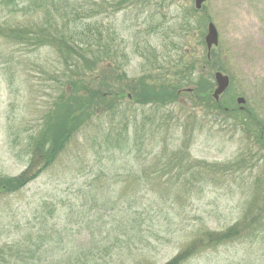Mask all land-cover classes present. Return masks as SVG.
<instances>
[{
  "label": "rangeland",
  "instance_id": "obj_1",
  "mask_svg": "<svg viewBox=\"0 0 264 264\" xmlns=\"http://www.w3.org/2000/svg\"><path fill=\"white\" fill-rule=\"evenodd\" d=\"M103 1L109 5L103 6L107 12L93 22L101 26L104 39L107 33L114 35V55L124 51L127 57L126 62L111 58L103 63L110 66L113 74L124 71L125 82L143 76L153 84L149 75L157 80L160 74L170 80V74L183 72L185 64L177 66L178 58L182 62L196 61L197 74L211 78L212 90L215 72L228 77L229 87L219 98L223 103H229L231 98L243 99L242 107L264 124V0H207L204 11L198 12L189 26L182 17L186 10L193 9V0H132L114 12L111 9L119 0ZM208 23L217 32L218 45L211 50L213 56L207 60V67L201 61L206 55L203 40ZM153 27L157 33L150 32ZM1 44L0 41V50L12 53L14 60L9 63L0 59V178H13L26 169L29 157L25 142L41 129L44 111L60 90L56 91L55 82L47 80L38 69L54 67V53H26ZM157 66L160 70L155 69ZM92 75L87 74L86 79ZM186 90L193 87L183 84L182 93ZM179 101L163 108L156 117L164 123H156L162 129L156 137L153 135L150 159L143 157L144 151L138 155L100 153L99 144L92 140L101 137V125L108 126L109 119L98 115L22 191L0 190V247L22 250L28 246L34 259L28 260L30 254L23 263L19 260L8 264H65L67 251L72 252L74 264H115L113 260L117 258L111 254L125 248L122 218L129 207L136 206L140 213L149 205L173 201L168 186L174 185L168 184L169 176L156 179L149 172L156 155H161L164 148L169 153L184 141L183 126L177 129L172 125L179 116L185 125L180 109H189L190 104L186 95ZM127 102L122 101L126 118L135 117L136 123H147L144 117L152 119L151 107ZM196 116L200 127L188 144L190 160L222 164L243 153L245 168L227 178L218 176L211 183L195 180L191 192L180 194V204H174V212L163 207L165 215H161L160 208L153 209L160 221V228L157 226L159 229L155 227L154 231L158 229L161 236L153 242L155 248L151 251L161 263L179 250L178 240L164 235L165 231L180 236L198 226L211 230L231 226L239 218L250 188L255 192V188L264 185V151L254 148L238 119L205 117L200 110H196ZM178 184L182 187V183ZM78 256L79 260L73 261ZM187 264H264V239L225 245Z\"/></svg>",
  "mask_w": 264,
  "mask_h": 264
},
{
  "label": "trees",
  "instance_id": "obj_2",
  "mask_svg": "<svg viewBox=\"0 0 264 264\" xmlns=\"http://www.w3.org/2000/svg\"><path fill=\"white\" fill-rule=\"evenodd\" d=\"M131 1L119 0L111 11L122 10ZM95 2L103 4L97 5ZM104 2L0 0L1 45L22 49L26 53H38L42 50L54 53L55 66L43 67L44 69L40 66L38 69L42 75L47 76V80L55 82L56 91L60 90L44 111L41 129L37 134L30 135L25 142V153L29 157L26 169L16 177L0 178L1 192L17 193L35 181L66 150L71 139L98 115L109 119L108 126L101 125V137L92 140L93 144H99L100 153L110 155L124 152L138 155L144 151L143 157L150 159L151 149H154L152 138L162 129L156 123L161 126L164 123L161 118L157 120L156 117L163 108L177 105L181 96L186 95L190 107L180 109L185 117V125L181 116L175 117L172 125L177 129L183 126L184 141L179 148L169 153L164 148L161 155L152 159L153 169L148 171L156 179L169 176L168 184L174 185L168 186L170 200L173 201L170 204L165 201L160 206L154 205L155 208L149 205L140 213L136 206L129 207L128 213L122 218L126 230L125 248H118L111 254L113 258H117L113 261L115 264H187L195 257L225 245L239 241L263 240L264 185H261L255 188V192L248 189L249 196L241 204L240 216L231 226L222 230L198 226L184 231L180 236H176L175 232L165 231L164 235L178 240L176 245L179 250L162 263L152 254L154 251L151 249L155 248L153 242L159 241L161 236V232L157 231L160 221L156 219L153 209L160 208L161 215H165L163 207L174 212V204H180V194L191 192L195 180L203 181L204 184L211 183L218 176L227 178L245 168L246 157L243 153L234 161L222 164L190 160L187 154L188 144L194 131L200 127L196 110L204 112L205 117L223 115L229 119H238L244 127L242 132L260 152L264 151V124L250 110H239L233 98L229 103H223L220 99L217 103L214 102L211 98V78L197 74L196 61L182 62L178 58L177 66L185 64L183 72L170 74V80L164 79L160 74L157 80L149 75L148 79L153 80V84L147 82L143 76L137 81L125 82L124 71L122 74H113L110 66H103V63L109 62L111 58L126 62L127 57L124 51L119 56L114 55V35L107 33L104 39L101 26L93 22L95 17L107 12V8L103 6L109 5ZM196 14L194 9L186 10L182 21L189 26L193 24ZM150 32L157 33V30L153 27ZM1 58L9 63L14 60L12 53L5 54L3 50H0ZM201 62L208 67L206 57ZM155 69L160 70V67ZM87 74L94 75L91 79H86ZM183 84H188L193 90L183 94L180 92ZM124 99L128 100L127 103L131 102L142 108L151 107L154 110L152 119L144 117L143 120L148 122L141 124L136 123L135 117H130V120L126 118L122 104ZM178 183H182V187L176 186ZM204 184L200 186L203 187ZM155 227L158 228L156 231ZM184 229L186 228L181 230ZM64 254L68 257L65 264H74L71 260L72 252L67 251ZM27 255H30L28 260L34 261L28 246L22 250L1 246L0 264L16 263L19 260L23 263ZM75 260H79V256L73 261Z\"/></svg>",
  "mask_w": 264,
  "mask_h": 264
},
{
  "label": "water",
  "instance_id": "obj_3",
  "mask_svg": "<svg viewBox=\"0 0 264 264\" xmlns=\"http://www.w3.org/2000/svg\"><path fill=\"white\" fill-rule=\"evenodd\" d=\"M206 2V0H194V8L195 10H200L202 5ZM204 43L206 46V50L209 53L212 48L217 47L218 37L215 28L212 24H208L206 29V36L204 38ZM208 56V55H207ZM213 80L215 84V88L212 93V99L215 102H218L219 97L225 92L229 85V80L226 76H223L221 73H214ZM237 104H244L243 99H237Z\"/></svg>",
  "mask_w": 264,
  "mask_h": 264
}]
</instances>
